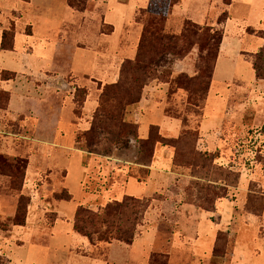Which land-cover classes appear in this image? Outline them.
I'll return each instance as SVG.
<instances>
[{
    "label": "rangeland",
    "instance_id": "374dc122",
    "mask_svg": "<svg viewBox=\"0 0 264 264\" xmlns=\"http://www.w3.org/2000/svg\"><path fill=\"white\" fill-rule=\"evenodd\" d=\"M177 1L0 0L2 264H264V57L258 80L250 63L222 54L199 109L179 88L181 77L212 70L225 32L235 49L264 48V0ZM158 13L166 18L165 34L180 36L186 25L207 31L190 37L187 47L194 49L187 56L185 49L166 56L140 101L117 108L137 138L126 129L113 136L115 125L106 121L97 133L102 143L92 141L90 153L84 135L102 91L119 80L124 61L135 59L149 18ZM4 33L8 45L15 35L13 52L1 50ZM83 92L88 97L80 108L75 98ZM221 119L256 122L251 130L241 127L245 132L226 124L222 143L232 153L225 160L200 147L201 136L214 139L209 131ZM151 128L157 137L150 164L141 145ZM161 150L178 175L170 187L165 170L161 177L148 170ZM125 196L149 205L132 245L93 246L75 232L79 207L97 212ZM20 202L27 211L23 226H15Z\"/></svg>",
    "mask_w": 264,
    "mask_h": 264
},
{
    "label": "trees",
    "instance_id": "16d2710c",
    "mask_svg": "<svg viewBox=\"0 0 264 264\" xmlns=\"http://www.w3.org/2000/svg\"><path fill=\"white\" fill-rule=\"evenodd\" d=\"M223 1L225 6L232 5V0ZM177 3L178 1L174 0L172 4L175 6ZM163 14L164 13H158L156 17L150 16L148 30H146L143 34L135 59H130L126 62L124 61L121 67L119 80L112 85L106 86L102 91L100 106L92 121L91 129L87 134L84 135V138L87 142V148L90 150V153L94 152L93 149H90L92 146V141H96L97 144L102 143L101 136H97V133L100 127L103 126L106 121V125L110 122L114 123L115 125L113 136H118L122 130L126 129L128 132L126 131L125 133H127L128 136L137 138V132H135L133 128L126 124V121L123 117L125 107H127L129 103H135L141 100L144 89L153 80L157 79V72H153V70L162 62H164L168 54H174L175 56H178V52L182 49H185L183 57L187 56L194 49V45L191 46L190 49L187 47L189 46L190 37L200 38V34H205L207 31L206 29H199L194 25H186L185 30L180 36L165 34L164 24L166 18ZM228 19L229 17H226L222 22L220 20V23H226ZM214 32L215 31L213 29L209 30L211 42H215L214 36H216V34ZM222 41L223 35L217 44L216 53L211 59L213 65L210 72H207L205 68H199L197 75L193 78H180L181 84L179 85V88L186 92L188 104L197 107L198 109L200 108L199 104L201 102H205L206 105L209 90L212 85L216 63L220 55ZM8 42L9 37L6 33H4L1 41V50L13 52V50L16 49L15 35L12 36L11 45H8ZM169 51L174 52L169 53ZM179 55H181V53H179ZM207 56H210V53H207ZM263 57L264 48H261L256 53H249L246 55V59L251 63L258 80L263 79L257 66V63L261 61ZM87 97V92H83L82 94L79 93L75 98V103L79 105L80 108H83ZM7 98L9 106L11 102V95L8 94ZM120 105H124V109L122 110L121 114L117 112V108ZM153 128H158L157 136H160L159 127L154 126ZM153 128L150 130L148 139L142 140L143 142L141 145L142 150L144 149V158L148 157V162H150V164L152 163L151 160L153 161V155H155L153 149L151 150V142L157 137H155V129ZM182 131L180 134H182ZM186 135L188 134L183 133V136ZM190 136L192 137L191 134ZM193 138H195V136ZM199 140L200 134L198 132L195 142H198ZM142 162H145V160H142ZM15 166L16 165H13V168H15ZM16 174H20V168L16 171ZM23 184L24 182H22V185ZM57 199L70 200L71 197L57 196ZM216 204L217 201L214 202V210L217 209ZM148 206L149 205L144 200L132 196H125L120 201L109 203L97 212L81 206L78 208L75 214L74 230L78 234L87 238L93 246H96L100 243L110 244L113 241H117L129 246L135 242L137 233L136 228L141 217L143 216V213L148 209ZM25 209H27V207L23 208V204L20 202L18 213L14 218L15 226H23V223L20 219L23 210L26 213L27 210ZM263 214L264 213H262L261 216H263ZM217 249L218 248L216 246L213 250L215 254H219ZM0 264H2L1 258Z\"/></svg>",
    "mask_w": 264,
    "mask_h": 264
},
{
    "label": "crops",
    "instance_id": "0c3cea01",
    "mask_svg": "<svg viewBox=\"0 0 264 264\" xmlns=\"http://www.w3.org/2000/svg\"><path fill=\"white\" fill-rule=\"evenodd\" d=\"M227 37H228V35L225 32L224 39L222 41L221 48H220L219 58H220V56L222 54H226V55L228 54V56H229V54L232 53L233 57H227V58L230 59V61L238 60V59L243 58L245 61L250 63L246 59V55L248 54V52H245L244 50L240 49L239 46H236V49H235V46H233V44H231L230 41H226ZM230 50H232V52ZM219 58H218V61H219ZM218 61L216 63V68H217ZM216 68H215V70H216ZM149 93H150L149 90H146V98H149ZM13 98H14V94H12L11 106L10 107H12ZM19 111H20V109L16 110V113H21ZM226 124H227V126H231L233 129H235V127L239 125L240 126V130L242 132H245V129L243 130V128H241V127H243V126L245 127L246 126L248 129L250 128V130H251V127L254 126V124H256V122H252V120H249L248 124L246 125L245 121L244 120L242 121V119H240V120L221 119V120H218L214 124L213 129H211L209 131L210 134L214 135V139L213 140L210 139V138H205V137L201 136L200 147L206 152L209 151V152L216 153L217 154L216 158L219 159V158L223 157L224 158L223 160H225L226 157H231L230 155L232 153L231 150L226 148V146H224L223 143H222L223 140H224L223 137H224V129L226 128ZM201 126H202V123H201ZM181 130L182 129H180V132H181ZM148 170L150 171L149 172L150 175L153 174V172L154 173L158 172L160 174L159 177L162 176V173L165 170L168 173V175H169V178L167 179L169 187H170V184L174 181V179H176V177L178 176L175 172L172 171L170 159H169V157H167V153L164 150H161V152L156 154L154 163H153V165L150 168H148ZM244 172H248V171L246 169H244ZM241 187L242 186H240V189H242ZM227 203H228V205H230L229 201Z\"/></svg>",
    "mask_w": 264,
    "mask_h": 264
}]
</instances>
